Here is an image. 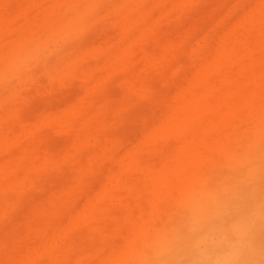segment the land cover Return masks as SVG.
Segmentation results:
<instances>
[{"label":"rangeland","instance_id":"374dc122","mask_svg":"<svg viewBox=\"0 0 264 264\" xmlns=\"http://www.w3.org/2000/svg\"><path fill=\"white\" fill-rule=\"evenodd\" d=\"M217 211L264 264V0H0V264H192Z\"/></svg>","mask_w":264,"mask_h":264},{"label":"clouds","instance_id":"9594fccd","mask_svg":"<svg viewBox=\"0 0 264 264\" xmlns=\"http://www.w3.org/2000/svg\"><path fill=\"white\" fill-rule=\"evenodd\" d=\"M190 231L192 264H246L251 258L248 225L230 222L226 212L217 211L207 219L195 220Z\"/></svg>","mask_w":264,"mask_h":264},{"label":"bare ground","instance_id":"6f19581e","mask_svg":"<svg viewBox=\"0 0 264 264\" xmlns=\"http://www.w3.org/2000/svg\"><path fill=\"white\" fill-rule=\"evenodd\" d=\"M209 201H210V200H209ZM209 203H211V201H210ZM217 204H218V203H217ZM205 206H206V205H205ZM210 206H211V204H210ZM213 206H214V205H213ZM213 206H212V207H213ZM201 207H202V209H204V211H205V207H203V206H201ZM207 208H208V206H207ZM210 208H211V207H210ZM208 210H209L210 213L212 212V211H210V210H212V209H208ZM214 210H215V209H214ZM189 211H190V210H189ZM199 211H201V209H199ZM190 212L193 213L192 210H191ZM209 212H204V214H205V213H209ZM195 213H196V215H197V212H195ZM212 213H213V212H212ZM188 214H189V213H188ZM198 214H200V213H198ZM189 215H190V214H189ZM208 215H209V214H208ZM198 217H201V216H198ZM202 217H204V216L202 215ZM202 219H203V218H202ZM244 219H245V218H244ZM244 219H243V220H244ZM240 220H241V219H240ZM241 221H242V220H241ZM190 227H191V226H190ZM187 229H189V228H187ZM160 240H162V239H160ZM191 240H192V239H191ZM191 240H190V241H191ZM191 242H192V241H191ZM161 245L163 246L162 243H161ZM190 245L192 246V243H190ZM190 250H191V249H190ZM190 252H191V255H192V250H191ZM188 255H190V254L188 253ZM191 258H192V257H191ZM174 259H175V258H174ZM174 259H173V260H174ZM177 259H178V258H177ZM165 260H166V259H164V261L161 262L160 264H168V263H166ZM170 260H172V259H170ZM170 260H169V261L167 260V262H170V263H171ZM141 261L143 262V264H145V263L147 262V259L143 258ZM186 261H188V260H185V262H186ZM173 262H178V261H176V260H175V261H172V264H173ZM185 262H184V263H185ZM170 263H169V264H170ZM182 263H183V262H182ZM188 263H189V262H188ZM174 264H175V263H174Z\"/></svg>","mask_w":264,"mask_h":264}]
</instances>
